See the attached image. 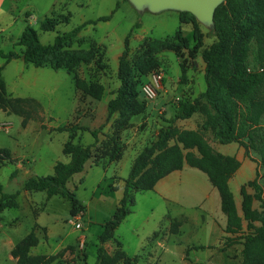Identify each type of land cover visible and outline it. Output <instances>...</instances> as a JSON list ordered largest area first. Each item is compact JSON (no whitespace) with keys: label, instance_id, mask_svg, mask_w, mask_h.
<instances>
[{"label":"trees","instance_id":"obj_1","mask_svg":"<svg viewBox=\"0 0 264 264\" xmlns=\"http://www.w3.org/2000/svg\"><path fill=\"white\" fill-rule=\"evenodd\" d=\"M179 23H189L191 26L190 39L182 32L180 26L173 32L177 41L168 38L152 39L145 46V56L139 55L129 60L124 58L127 52V37L133 28L139 26L135 21L123 37V49L118 56L117 78L119 85L114 95L105 102L106 114L117 113L113 131L105 139L106 161L118 157L119 152L114 136L118 129L127 125L131 115L141 112L144 107L136 99L135 79L133 68L144 72L146 68L157 66V61L150 51H157L161 46L170 47L176 56L185 53V60L193 57L198 51L203 62L204 89L192 99L178 98L172 103V115L164 119L155 137L142 146L134 156L126 177L122 178L121 195L114 207L112 216L100 224L94 264H134L137 255L128 257L120 248V242L115 239V248L109 253L102 242L112 238V231L123 216L130 211L133 203V192L151 189L158 178L166 172L178 169L182 164L180 144L185 147L194 146L200 154L201 167L207 178L215 186L220 208L225 214L226 222L235 224L239 221L236 214L231 191L227 180L238 166V161L231 155L214 150L197 129H178L174 120L187 118L197 110L198 98L205 99L209 112L205 121L212 128L213 138L217 143L235 142L243 147L249 155L255 153L253 160L257 163L252 179L253 197L257 206L252 211V218L257 225L252 234L239 241V264H264V192L258 181V176L264 178V0H223L213 10L210 28H203L193 15L187 11L177 12ZM109 15H100L95 19L85 20L69 30L56 34L50 43H41L34 28L25 23L14 44L20 45L19 52L0 49L3 62L13 57H21L23 61L34 66L47 65L52 69L62 68L71 70L81 62L90 59L87 52L72 50L66 47L71 37L86 24L97 20H107ZM68 13L50 11L38 23L43 31L53 30L58 23L68 22ZM183 34H182V33ZM210 37L209 43L204 44L203 38ZM184 63L179 61L180 77L184 78ZM2 64H0V71ZM74 84L82 93L100 98L102 85L94 81L74 77ZM0 108L8 113L21 117L20 125L32 118H41L40 105L32 97L13 96L6 92L0 76ZM77 125L56 126L57 130L68 131L67 139L62 143V152L68 157L66 162L55 160L52 173L47 175H28L18 188L3 191L0 183V213L5 208L17 206L16 195L20 190H43L46 197L58 193L69 203L68 213L73 215L78 210L77 200L72 190L66 186L68 178L83 169L84 162L90 157V147L96 142V129L89 130L93 141L80 144L72 141ZM113 134V135H112ZM9 149L0 148V165L11 162ZM16 171L13 170L10 176ZM77 209V210H76ZM1 218V217H0ZM178 223L171 222L169 231H176ZM37 223L22 235L10 248L9 253L15 264H49L56 260L72 245L66 244L53 253H29L38 238L35 234ZM44 231V227H41Z\"/></svg>","mask_w":264,"mask_h":264},{"label":"rangeland","instance_id":"obj_2","mask_svg":"<svg viewBox=\"0 0 264 264\" xmlns=\"http://www.w3.org/2000/svg\"><path fill=\"white\" fill-rule=\"evenodd\" d=\"M4 4L7 6L8 0H5ZM51 10L55 13H68V22L56 24L53 30H40L38 28L39 20L48 15ZM100 15H109V18L84 25L66 45L69 49L87 52L90 56L88 61L79 63L71 72L43 65L37 70L34 84L27 86L23 82L21 87L28 94L35 96L36 99H34L40 105L39 112L41 114V118H35L29 122L28 127L23 130V134L30 137V131L33 128L39 130V143L33 148L26 145L17 148V153L27 152V156L32 158L26 170L17 169L14 175L10 176L15 168L14 163L0 165L2 189L3 191H12L18 188L27 175L51 174L52 164L55 160L62 162L68 160L61 148L63 141L68 138L69 130H57L56 126L77 125L72 141L80 144L91 143L93 137L89 130H97L96 142L90 147L91 155L84 162L83 169L73 173L66 182V186L72 190L73 196L78 202L76 206L78 210L76 209L75 214L68 213L69 203L64 197H53L46 204V210L38 207L39 205L36 208L39 220L47 224L50 229L46 243H43V230L36 231L37 238L41 241L38 249L51 252L58 250L54 249L58 243L70 242L69 245H72L57 258V263L49 264H94L96 247L100 244L97 237L101 228L100 224L112 216L116 200L120 196L122 178L116 175L108 177L113 171L111 166L105 165L108 158V154H105V139L115 131L114 121L117 118V113L107 115L105 102L114 95V90L119 85L117 64L118 56L123 49L124 35L135 21L139 22V26L133 28L127 37V52L124 58H127L132 66L131 59L138 55L145 56V46L152 39L168 38L177 41L172 36L173 32L178 25L183 28L184 23H178L174 10H161L155 13L148 10L137 12L127 0H13L11 8L0 14V49L4 52L19 49L20 46L14 44L10 38H17L26 22L34 28L41 43H50L56 34ZM202 28L204 27L202 26ZM204 39L205 43L211 40L210 37H204ZM150 53L156 59L157 66L146 68L144 72L133 68L136 99L142 102L144 109L131 115L127 125L116 130L117 133L114 136H116L115 142L119 153L126 149L131 142L137 143L138 141L145 145L155 137L157 128L164 123L163 118L171 116V105L176 100L175 87L178 83L180 86L182 85L180 83L187 82V78L180 77L179 67V61L185 64L184 68L191 66L189 60H185L187 58L185 53L182 52L180 56H176L168 46H161L157 51L151 50ZM152 71H160L161 82L155 96L146 99L142 97L139 86L148 79ZM193 71L192 78L197 76V69L193 68ZM28 75L31 78V75ZM185 76L187 77V75ZM74 77L101 84L103 90L100 98H93L77 89ZM8 78L9 76L5 75L7 81ZM164 89L169 91L168 101L166 99L160 101ZM11 117L10 131L8 133L0 131V146L6 144L7 137L12 135V131L15 133L20 129L16 117ZM5 118L11 120L10 116H5ZM194 120L192 118L190 122L193 123ZM186 121L184 119L173 123L181 126ZM204 130H206L204 132L212 147L223 151L224 145L217 144L210 131L207 128ZM20 133H18V139L21 143L24 138ZM27 139L25 138V140ZM252 154L255 155L253 152ZM124 172L127 174L128 169ZM199 173L204 175L202 172ZM258 181L264 192V178L258 176ZM192 191V187H186L182 192L190 194ZM133 194L134 201L131 207L134 213L131 214L129 220L112 231L114 239L102 242L105 250L115 248V239L119 241L121 237L120 240L125 247L123 250L130 252L128 255H131L135 252L133 248L137 236L140 237L149 230H155L158 227L163 213L160 200L150 190H137ZM18 201H21L20 196ZM1 217L4 227L10 217L16 218L13 225L7 226L12 231V238H20L24 235L30 229L32 222V212L24 207L5 208L1 212ZM70 220L78 221L79 228L75 227ZM152 246L157 250L160 249L157 246ZM4 251L0 242V258ZM154 256L136 259L135 263L160 264L161 262L157 263ZM163 257L168 258L169 264H178L174 258Z\"/></svg>","mask_w":264,"mask_h":264},{"label":"crops","instance_id":"obj_3","mask_svg":"<svg viewBox=\"0 0 264 264\" xmlns=\"http://www.w3.org/2000/svg\"><path fill=\"white\" fill-rule=\"evenodd\" d=\"M4 3L5 0H0V9L3 7L0 14L11 8L13 0H8L7 6H5ZM174 13L178 21L177 11H174ZM179 26L189 37L191 44L190 24L184 23L183 28L181 25H178L177 28ZM16 39L17 38H10L13 42ZM203 42L204 44L209 43H205L204 38ZM20 49L21 46L17 52H19ZM2 62L3 58L0 57V64H2L0 76L4 82L6 92L13 96H27L35 98V96L25 92L21 86L23 82H25L27 86L34 84L36 74L38 73L37 70L43 66H34L29 62L23 61L21 57H13L4 63ZM189 62L191 63V66L185 68L184 71V79L187 78V82L180 83L182 84L180 86L178 83L177 87H175L177 91L175 96L176 99L182 97L190 100L204 89L203 62L198 51L193 57L189 58ZM193 68L197 69V76H194V78L191 77L194 75ZM28 74L31 75V78ZM5 75L9 76L8 81L5 79ZM185 75H187V77ZM168 92L169 91H167V89H164L163 95L160 97V101L165 99L167 101L169 100ZM197 104V110L189 117L174 120V123L178 121L180 122L184 119L185 121L187 120L186 122L182 123L181 126L177 124L174 125L178 129L189 128L199 130L203 134L206 142L212 147L204 132L206 131L204 129L207 128L213 138L212 129L205 121L206 115L209 112V107L205 99L202 97L198 98ZM5 116H10L11 120H8ZM11 116L16 117V122L20 129H18L15 133L12 131V135L7 137L6 144L3 146L1 145L0 148L6 147L9 149L12 158L11 162L14 163L15 171L17 169L26 170V167H28L32 158L27 156V152L22 154L17 153V148L19 146L24 147L25 145L29 148H33L39 143L38 135L40 132L39 130L33 128L30 131L31 136L26 137L25 134H23V130L27 128L29 122L35 118L29 119L24 126H21V117L19 115L8 113L0 108V131H2V133H8L10 131L12 125ZM169 117L171 116L168 115L167 118ZM192 118L195 119L193 123L190 122V120L192 121ZM164 119L166 118H163V121ZM18 133L22 134V137L24 138L21 143L18 139ZM25 138L28 139L25 140ZM223 145V151H218L215 148H212L223 154L231 155L238 161V166L228 177L227 184L232 194L239 221L235 224H229L226 222L225 214L220 208L218 192L202 170L199 152L194 146L185 147L180 144L182 153L181 167L165 173L156 180L151 189H148L155 194L162 204V219L155 230L151 229L140 237L137 236L133 248V251L135 249V252L131 255H128L130 252L123 250L125 247L122 240H120V237V248L124 251L126 256L132 257L137 255L136 259H145L148 256L153 257L155 255L154 257L156 262H161L160 264H169L168 258L163 256L169 257V259H176L178 264H239L241 259L240 244L235 242L230 245H226V243L244 239L246 236L253 233L257 225V221L252 218V211L257 206V201L253 197L252 186V179L254 178L255 170L257 168V163L253 160L256 155H253L252 152L247 155L244 152L243 147L235 142H229ZM142 146L143 145L138 141L137 143L131 142L127 145L126 149H123L119 153L120 155L117 158L106 161L105 165H108V167L111 166L113 171L112 174L108 175V177L112 175H116L119 178L126 177L127 174H124V171L126 169L129 170L134 156L138 153ZM229 149L231 150L229 151ZM199 172H202L205 176L200 175ZM120 187L121 189L119 195H121L122 185H120ZM186 187H192V193H183L182 191L185 190ZM19 196L21 201H18ZM53 197L63 198L58 193L46 197L43 190H20L16 195L17 206L14 208L24 207L28 211L32 212V222L30 227L34 222L37 223L34 230L35 234L37 230L41 231V227H44L43 243H46L50 229L47 224H44L39 220L36 208L39 205L38 207L46 210V204ZM133 213L134 212L131 207L130 211L123 216L116 227L129 220L131 214ZM2 220L3 218L1 217L0 242L5 251L2 258H0V264H15L14 258L10 255L9 250L19 238H12V231H10L7 226L13 225L16 218L10 217L5 223V227L3 226L4 223H1ZM173 221H176L178 225L176 227V231L170 232L169 226ZM40 243L41 241L38 239L37 243L30 247L29 253L49 254L55 252H45L38 249V245ZM69 243H58L54 249H59ZM152 245L157 246L160 249L157 250L156 247H153ZM109 249L110 250H107L109 253L114 250V248Z\"/></svg>","mask_w":264,"mask_h":264},{"label":"water","instance_id":"obj_4","mask_svg":"<svg viewBox=\"0 0 264 264\" xmlns=\"http://www.w3.org/2000/svg\"><path fill=\"white\" fill-rule=\"evenodd\" d=\"M137 11L148 10L159 12L161 10L187 11L204 28L212 24L213 10L223 0H127Z\"/></svg>","mask_w":264,"mask_h":264},{"label":"built area","instance_id":"obj_5","mask_svg":"<svg viewBox=\"0 0 264 264\" xmlns=\"http://www.w3.org/2000/svg\"><path fill=\"white\" fill-rule=\"evenodd\" d=\"M160 82H161L160 71H152L149 74L148 79L139 86V91L142 97L146 99L153 98L155 96L156 90L160 85ZM70 222L73 223L75 227L79 228L78 221L73 222L72 220H70Z\"/></svg>","mask_w":264,"mask_h":264}]
</instances>
